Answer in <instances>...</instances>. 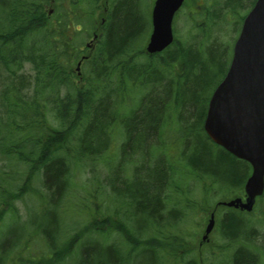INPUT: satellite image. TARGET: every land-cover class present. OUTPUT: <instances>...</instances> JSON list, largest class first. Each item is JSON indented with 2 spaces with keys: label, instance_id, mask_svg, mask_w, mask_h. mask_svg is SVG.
Instances as JSON below:
<instances>
[{
  "label": "trees",
  "instance_id": "16d2710c",
  "mask_svg": "<svg viewBox=\"0 0 264 264\" xmlns=\"http://www.w3.org/2000/svg\"><path fill=\"white\" fill-rule=\"evenodd\" d=\"M99 1H72L65 7L55 0L50 7L52 0H0V154L26 166L15 198L37 194L43 201V221L54 231V209L72 194L75 172L99 160L111 191L133 206L134 215L159 221L163 197L158 196L173 167L161 172L157 154L164 150L151 141L157 129L163 134L170 119L179 130L193 131L187 136L190 142L179 148L180 152L184 147L179 161L190 174L197 176L192 167L211 169L224 182L238 186L249 167L223 148L214 155L211 147L215 144L203 129L209 98L228 70L223 49L209 47L203 54L177 41L163 54L148 55L143 42L149 22L142 17L137 0L112 3L103 35L85 62L87 74L75 83L72 61L83 52L85 39L80 49L71 35L73 22L80 25V33L87 32ZM27 63L30 71L25 70ZM177 64L182 69L175 71L172 67ZM117 128L123 130L122 152L124 160L135 167L133 176L119 173L118 166L112 169L109 152ZM137 155L148 161L141 164ZM212 156H216L214 163ZM39 181L44 190L36 185ZM106 223L103 220L99 225ZM225 225L229 236L235 237L241 229L233 215ZM90 233L87 225L76 237ZM135 240L136 251L146 247L136 264H156L153 240L146 245ZM72 246L73 242L68 248ZM83 259L91 264H115L111 248L97 251L92 245L85 247ZM32 264L39 263L34 260ZM236 264L256 261L242 251Z\"/></svg>",
  "mask_w": 264,
  "mask_h": 264
},
{
  "label": "rangeland",
  "instance_id": "374dc122",
  "mask_svg": "<svg viewBox=\"0 0 264 264\" xmlns=\"http://www.w3.org/2000/svg\"><path fill=\"white\" fill-rule=\"evenodd\" d=\"M100 8L95 13V20L94 25L92 22H89V27L87 29V32L81 31V33L84 35H80V39H85V43L88 41H91L92 37H88V35H92V32L94 28L98 30V33L101 32V18L105 15L104 13V5L105 0L99 1ZM112 5V2H108V10H110ZM97 16V17H96ZM194 21V20H193ZM192 18L188 11L184 10L183 12H180L175 25H174V31L176 36L179 40L184 41L185 45L191 48H196V50L200 51L202 53V43L204 39L200 36L199 32L196 26L192 27ZM213 25H217L216 23H213ZM227 26V27H226ZM229 27V32H228ZM233 24H220L217 25V29L223 31V34L220 35V42L217 40H214V42H224L221 43L224 46L231 45L232 41H234V37L236 33L233 30ZM218 34H215L217 36ZM149 34L147 36V39L145 40L144 48L146 46V43L148 41ZM85 47V46H84ZM229 55L226 56L228 58ZM228 64V60H227ZM75 65V64H74ZM26 69L30 70V66L27 65ZM84 70V66H83ZM28 73V72H27ZM30 74V73H29ZM183 126V125H182ZM117 132L119 134H115L114 138L119 139L117 140V144L115 146V149L112 148L111 156L113 158H110L111 166L113 171L118 166L119 173L126 176L125 170L128 171L129 176H133L135 173V167L133 164L127 163L124 160L123 152H122V145L125 140V136L123 134V130L120 128H117ZM169 131L166 134L167 138H169ZM178 138V135H177ZM182 143H188L186 139ZM180 143H178L179 145ZM180 148V147H179ZM187 148L188 145H187ZM212 150L214 155L218 154L220 152V148L216 145H212ZM184 152V147L179 152L180 155ZM164 153L167 155L177 156L178 150L175 152L173 149L171 150V146L168 144L164 148ZM164 153L157 154V157L159 159V162L161 164H166L167 162L165 159L167 158V155ZM115 156V157H114ZM216 156H212L211 162H215ZM179 157H174L173 162L175 165H179L180 161L178 160ZM136 159L142 164L143 161H148V157H142L141 155H137ZM166 165H163V169L165 171H168V168ZM26 167L22 166V164H17L15 162H12L11 160L7 159L4 155L0 154V192L3 191V189H6L8 191H15L17 189V186L22 183V175L25 174ZM177 173L172 172L169 178V182H166L164 186H162V193L161 197H163L161 201V207L159 206V211L157 212V215H159V223H152L148 226L147 230L148 233L140 236L142 240L149 239L153 236L154 230L157 237L160 235L166 236H178V237H185V240L187 242L191 241L193 243L197 242L201 239L202 235V227L204 226L206 222L205 212L204 209L209 205V207H212V202L214 204L222 198L227 196L226 195V187L223 185L222 182L217 181L216 183H212L214 179H222L221 176H219V173H216L214 170L211 169H203V168H191V171L195 174L202 173L204 175V180L194 178L192 176H188V182L183 180V177L188 174V170L184 165L177 166ZM219 170V169H218ZM220 174H221V170ZM182 172V173H180ZM107 171L105 168L102 167L101 160L97 162H93L89 164L88 166L83 168V171L81 172H75V185L73 187V192L70 194V200L68 204H64L66 208H70L71 203H76L79 207H83L86 203H91L95 201L99 205L98 211L101 214L102 218H105L107 216L106 214L113 209L114 204L111 205V202L109 199L106 198V196H113V191H111V186L109 185L108 175H106ZM203 177L202 175L200 176ZM175 181L179 183V185L182 187L183 193L178 192L180 188L178 186H175ZM37 186H41V182H37ZM203 187L206 191V195L211 198L212 195H215L212 197L213 200L209 199L203 191ZM98 195V200L97 196ZM187 197V198H185ZM215 199V200H214ZM20 210V218L18 221H14L9 217V214L6 212L3 217L4 219H1L0 217V242L1 239H4L6 237V240H8L10 243L9 247L4 248L2 250L3 253H10L9 248L13 246L14 244L18 243L20 246L16 247L12 253H11V263L12 264H19L21 257H28V252L24 251L23 249L24 244H30L32 247L34 253L37 255H40L42 253L43 246L37 242L36 237H30L28 241V232L31 230V227L28 226L27 222L29 217L33 214V211L39 212L40 209V200L38 198L37 194H26L23 198L20 200L14 201ZM1 203V202H0ZM108 204L110 205V208H108ZM213 204V206H214ZM192 205V206H190ZM0 214L2 213V204L0 205ZM39 207V209H38ZM115 208V207H114ZM259 210L261 213V209L264 211V199L260 202ZM63 210V207H62ZM71 209H68L65 214H63L64 218L66 219L65 222H63L64 225H66L67 229H71L76 226L75 221L73 220V217H68L66 214L68 213L70 216H72ZM257 211V210H256ZM74 212V210H73ZM91 214L93 215V210L91 211ZM257 214V212H255ZM264 217V215H262ZM74 218H77L76 214ZM178 218V219H177ZM127 219V218H126ZM177 219V220H176ZM130 221H134L133 224L136 223V226L138 225V220L131 219ZM160 224V225H159ZM123 226L128 227L125 224H122ZM156 226V229H155ZM202 231V232H201ZM55 234V233H54ZM201 234V235H200ZM264 235V233H261ZM10 236L12 237L11 240H9ZM146 236V238H145ZM109 241H113L114 243L119 241L117 234H112L109 237ZM165 242V241H164ZM113 250L111 249V252ZM114 252V251H113ZM10 256V254H9ZM7 260V258L5 259ZM9 264L8 260L7 263L3 260H0V264L2 263ZM68 263V262H67Z\"/></svg>",
  "mask_w": 264,
  "mask_h": 264
},
{
  "label": "water",
  "instance_id": "95a60500",
  "mask_svg": "<svg viewBox=\"0 0 264 264\" xmlns=\"http://www.w3.org/2000/svg\"><path fill=\"white\" fill-rule=\"evenodd\" d=\"M182 3L156 1L149 53L161 52L172 43L173 17ZM204 128L216 144L252 164L247 201L227 203L252 210L256 196L264 192V0H257L244 21L230 68L209 101ZM213 216L207 232L214 225Z\"/></svg>",
  "mask_w": 264,
  "mask_h": 264
},
{
  "label": "bare ground",
  "instance_id": "6f19581e",
  "mask_svg": "<svg viewBox=\"0 0 264 264\" xmlns=\"http://www.w3.org/2000/svg\"><path fill=\"white\" fill-rule=\"evenodd\" d=\"M146 60V59H144ZM210 101V99H209ZM171 128V127H170ZM193 132L190 129H181L178 136L180 138L186 139V141L190 142L189 134ZM203 138L205 135L201 132L198 133ZM22 166H24L22 164ZM26 167V166H24ZM25 177V174L22 175V179ZM221 182H224L222 179H218ZM228 185L233 186V184L224 182ZM22 184V183H21ZM19 184L18 186H20ZM37 185V184H36ZM42 185V184H41ZM17 186V189H18ZM37 187V186H36ZM43 188V186H38ZM17 189L15 191H8L6 189H3L2 192H0V205L4 206L1 210L2 213L0 214L1 219H4L3 215L7 212L9 214V217L13 219L14 221H18L20 218V210L17 204L14 201L20 200L23 197H16L15 193H17ZM44 190V188H43ZM264 193V192H263ZM40 200V199H39ZM70 200V194L66 201L61 203V206L54 209L53 215L55 216V222L57 223V229L56 231L52 230L50 228V223H46L43 221L42 214L44 213L42 203L40 201V209L39 212L33 211V214L28 219V226L31 227V230L28 232V241L30 237H36L37 242L40 243L43 246V251L40 255H37L34 253L32 247L30 244H24V251L28 252V257H21L19 258L20 263L19 264H32V259H35L39 264H91L89 260L83 259V251L85 250V247L88 245L94 246V250H101L106 249L107 247H110L114 250V257H115V264H131V258H124L121 256L120 249L117 247L116 243L113 241H109V237L104 235L102 233V229L99 225V223L96 221L94 216L91 214L90 210V204L86 203L83 207H79L76 203H71V207L68 209H71L73 220L76 223V226L67 229L66 225L63 224V210L62 207H66L64 204H68ZM117 201L120 203V200L117 199ZM1 207V206H0ZM74 210V212H73ZM77 216V218H74V216ZM104 219H108V213L106 214ZM212 218V215L214 220L218 221L222 219V214L220 212H211L207 213ZM160 217V216H159ZM158 222L156 219L152 218H144L139 217L138 219V225L136 228L135 235L131 238H140V236H143L148 233V226L152 223ZM45 225V226H43ZM87 225H90L91 227V233L83 235V237L77 238L76 234L77 232L83 230ZM219 230V227L216 226ZM225 230V227L220 226V231L222 232ZM55 233V234H54ZM247 235V230L245 227L241 228L240 231L234 236H229L227 234L226 238L228 239V244L231 245L232 242L238 238L242 239L245 238ZM255 237L254 235H251L250 238ZM11 236L9 240H11ZM260 238L262 236L260 235ZM73 242V246L69 249L68 245ZM10 242L6 240V237L4 239H1L0 242V260H3L7 263V260L9 264L11 263V253L12 251L20 246L18 243L14 244L9 248L10 253H3L2 250L4 248L9 247ZM253 257L256 261V254L252 250L247 251ZM10 254V256H9ZM128 252H123V255H128ZM239 253L236 254L235 257H237ZM7 258V260H5ZM113 258V257H111ZM134 259L137 260V256L134 255ZM68 262V263H67ZM2 264H5L4 262ZM8 264V263H7ZM157 264H178L176 260L170 262L167 260H161ZM260 264V263H258Z\"/></svg>",
  "mask_w": 264,
  "mask_h": 264
},
{
  "label": "flooded vegetation",
  "instance_id": "af4514ba",
  "mask_svg": "<svg viewBox=\"0 0 264 264\" xmlns=\"http://www.w3.org/2000/svg\"><path fill=\"white\" fill-rule=\"evenodd\" d=\"M72 1L78 0H59L61 5L69 6ZM108 2H114L116 0H107ZM139 3V9L141 15L144 19L149 20L152 18L153 8L155 6L156 0H137ZM257 0H183V3L180 9L175 13L174 22L180 12L184 10L188 11L192 18V27L196 26L198 29L199 37L201 36L204 41L200 43L202 45V53L207 54V49L209 47H216L223 49L224 54L227 55L233 52L234 43L236 42L242 28L244 25V20L254 7ZM194 20V21H193ZM103 18L101 22L104 24ZM216 23L220 24H233V30L236 33L234 41L231 45L224 46L221 43L214 42L217 40L220 42V35L223 34V31L217 29ZM227 27V26H226ZM229 32V27H228ZM215 34H218L215 36ZM225 44V43H224ZM226 45V44H225ZM235 197H242L246 199L245 192H240ZM223 222L221 225L226 227V221L230 218L231 212L228 210H237L233 208H223ZM243 212V211H242ZM236 217L235 215H233ZM241 222L240 228H247V224L242 221L240 218L236 217ZM247 230V229H246ZM225 231V230H224ZM252 233V234H251ZM262 232H258L257 227H251L249 231L247 230V235L245 238H238L232 242L231 245L224 244L222 245L221 252L213 249L212 243L215 239H211L208 243L203 245V255H202V264H236L237 257L236 254L242 251H254L256 254V264H264V235ZM249 234V236H248ZM255 237L250 238L251 235ZM260 235L262 238H260ZM221 242H228V239L220 240ZM218 252V255H216Z\"/></svg>",
  "mask_w": 264,
  "mask_h": 264
}]
</instances>
